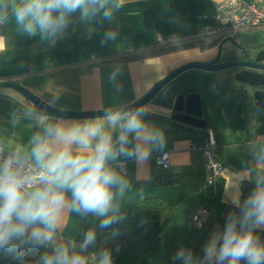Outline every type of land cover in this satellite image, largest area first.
Wrapping results in <instances>:
<instances>
[{
  "label": "crops",
  "instance_id": "1",
  "mask_svg": "<svg viewBox=\"0 0 264 264\" xmlns=\"http://www.w3.org/2000/svg\"><path fill=\"white\" fill-rule=\"evenodd\" d=\"M217 1L125 0L114 22H101L99 17L93 22L96 32L91 38L87 25L77 16L70 32L59 38L55 46L43 42L39 34L29 37L17 32L13 26L0 28V81H17L46 101L52 93L58 92L60 98L56 107L61 109L91 111L129 104L141 98L175 68L214 56L217 44L223 38H202L200 32L205 26L213 24L211 16ZM176 18L179 19L178 24L173 22ZM109 28L118 29V40L101 46L103 33ZM254 28L259 30L253 32L255 39L252 43L264 44V26ZM249 29H241L229 37L235 40L239 32ZM173 35L179 37L178 43L170 40L157 44V37L171 39ZM239 43L245 45L249 42ZM177 45L183 47L172 48ZM138 52L141 54L139 57L129 58ZM113 64H120L123 68L119 77L123 91L119 93L108 82ZM204 72L195 74L204 81V87H197L186 78L176 76L145 105L150 109L148 114L165 119L145 117L164 129L166 147L163 151H169L171 164L167 168L155 165L159 151L154 152L144 165L127 161L125 167L133 188L123 209L133 213L139 195L158 196L168 205L161 212V219L167 221V225L155 238L150 251L136 253L134 245L139 238H135L113 259L114 264H173V257L179 248L192 250L193 246L194 251L198 244L195 255L202 256L203 246L210 234L223 228L230 211H238L231 204L235 192L239 190L243 200L254 187L252 182L242 177L246 166H254L252 149L264 144V113L245 107L240 92L233 90L228 83H222V77L214 78L212 71ZM187 91H199L201 94L206 129L216 143L215 158L223 166L221 175L216 179L212 215L198 238L199 232L192 234L191 221L194 208L205 200L207 190L203 186L202 151L191 145L205 139L167 121L173 111L175 96ZM0 93L15 96L30 105L14 89L0 90ZM16 108L15 102L0 95V132L5 129L9 133L15 131L17 139L22 137L26 140L28 127L13 130L8 123L10 113ZM172 174H177V181L157 185V175L172 178ZM97 224L94 217L81 218L73 213L63 235L79 242L81 232ZM114 229L120 236L121 223L106 230L97 228V243L86 254L98 251L100 237L103 234L112 235ZM258 235L264 240V230H258ZM34 250L44 251L41 248ZM0 264L4 262L0 261Z\"/></svg>",
  "mask_w": 264,
  "mask_h": 264
},
{
  "label": "clouds",
  "instance_id": "2",
  "mask_svg": "<svg viewBox=\"0 0 264 264\" xmlns=\"http://www.w3.org/2000/svg\"><path fill=\"white\" fill-rule=\"evenodd\" d=\"M125 0H0V28L13 26L19 33L55 46L78 15L91 38L93 24L114 22ZM179 23V19L173 20ZM118 29L104 31L101 46L116 42ZM171 40L179 42L173 35ZM95 59V57H93ZM120 64H113L108 82L123 91ZM59 93L54 92L45 107L20 104L10 113L13 130L28 127L26 140L16 132H0V251L15 253L25 264L26 250L41 248L34 264H114L112 251L95 247L97 228L106 230L126 219L123 211L132 179L126 162L146 164L154 152H163V128L145 119V106H108L102 116L66 119L52 115ZM62 111V110H61ZM254 166L245 168L243 179L254 184L246 198L237 190L222 229L212 232L202 256L184 247L177 250L173 264H264V144L253 148ZM94 217L97 225L81 232V240L63 233L71 214ZM119 233L113 230L115 237Z\"/></svg>",
  "mask_w": 264,
  "mask_h": 264
},
{
  "label": "water",
  "instance_id": "3",
  "mask_svg": "<svg viewBox=\"0 0 264 264\" xmlns=\"http://www.w3.org/2000/svg\"><path fill=\"white\" fill-rule=\"evenodd\" d=\"M225 40L235 42L232 37L222 39L218 42L217 51L211 59L206 61H190L175 68L156 82L141 98L126 104V106L140 107L147 105L157 92L170 80L185 70L199 68L212 71L214 73V78L218 77V71H223V74L221 75L222 78L219 76L221 82L228 83L233 90L240 92L241 98L242 95L246 96L245 107L249 106L253 110L264 113V44L252 42L245 45L236 44V47L241 51L243 58L228 61L225 58H220L223 52L229 54L230 51L221 47V44ZM0 88L14 89L24 98L25 101L30 104H35L38 108H43L46 105L47 101L45 99L17 81H0ZM0 95L12 100L18 107L20 104L27 105L15 96L6 93H0ZM103 110L104 109L91 111L67 110L56 107V109L49 108L48 112L52 115H62L64 118H91L102 116ZM172 110L170 120L167 121L199 134L206 142L209 140L210 133L206 129L207 123L203 117L201 94L199 91H187L185 93L177 94L173 102ZM146 117L165 120L164 118L150 114ZM208 223L209 221L203 226L197 238L204 232Z\"/></svg>",
  "mask_w": 264,
  "mask_h": 264
},
{
  "label": "built area",
  "instance_id": "4",
  "mask_svg": "<svg viewBox=\"0 0 264 264\" xmlns=\"http://www.w3.org/2000/svg\"><path fill=\"white\" fill-rule=\"evenodd\" d=\"M213 24L205 26L201 32L202 38L223 39L237 33L244 28L264 26V4L262 0H219L216 2L212 13ZM171 39L157 37V44H164ZM194 149L202 151L204 159V182L207 190L205 200L196 205L192 216V227L201 230L210 220L212 215L211 203L209 200L214 196L215 184L218 176L221 175L223 166L215 158L216 143L211 134L209 140L191 145ZM171 164L169 151H163L156 155L155 165L167 168Z\"/></svg>",
  "mask_w": 264,
  "mask_h": 264
},
{
  "label": "trees",
  "instance_id": "5",
  "mask_svg": "<svg viewBox=\"0 0 264 264\" xmlns=\"http://www.w3.org/2000/svg\"><path fill=\"white\" fill-rule=\"evenodd\" d=\"M73 16L71 18L68 29L64 34H68L72 27V24L77 17ZM183 45H177L172 48H178ZM208 46V45H207ZM140 52L136 53L129 58L139 57ZM243 103L246 105V96L242 95ZM172 178L169 175L156 176L157 185L173 183L177 181V174H172ZM212 198L209 200L212 203ZM168 206L161 198L158 196H142L139 195L135 202V207L133 213L129 214L123 209L126 219L121 223V234L120 236H112L108 234H103L99 240V249L108 248L112 251L113 259L118 255V253L124 249L125 246L130 244L135 238H139V241L134 245V250L138 254H145L152 248L155 238L160 235L166 225L167 221L161 219V212L164 208ZM201 230L193 229V235ZM42 252L34 249L26 250L24 253L25 264H34ZM0 261L4 264H21V262L16 259L15 253H8L0 251Z\"/></svg>",
  "mask_w": 264,
  "mask_h": 264
},
{
  "label": "rangeland",
  "instance_id": "6",
  "mask_svg": "<svg viewBox=\"0 0 264 264\" xmlns=\"http://www.w3.org/2000/svg\"><path fill=\"white\" fill-rule=\"evenodd\" d=\"M258 30L259 29H256V28H250L249 30H244V31L239 32L234 38L238 42L239 41L244 42V43L253 42L255 39L253 32H258ZM262 34H264V33H262ZM262 37H264V35H262ZM201 71H203V72H201ZM204 71L205 70H202L199 68H192V69H188V70H185L184 72L180 73L178 75V77L181 76L183 78H186V80L191 81V84H194L195 86L202 88L205 86L204 85L205 83L202 79H199L198 76L195 74L196 73H205ZM5 89H11V88H0V90H5ZM198 248H199V244L194 251H193L194 247L192 248L191 251L194 253V255L198 251Z\"/></svg>",
  "mask_w": 264,
  "mask_h": 264
},
{
  "label": "flooded vegetation",
  "instance_id": "7",
  "mask_svg": "<svg viewBox=\"0 0 264 264\" xmlns=\"http://www.w3.org/2000/svg\"><path fill=\"white\" fill-rule=\"evenodd\" d=\"M236 44H240V45H243L237 41L235 42H231L229 40H225L222 44H221V47L227 49V50H230L229 51V54H226V53H222L220 58H225L226 60L228 61H231V60H236V59H240V58H243V55L241 53V51L236 47ZM216 51H217V48H216ZM215 55V54H214ZM222 72L220 73V71L217 72V76L221 77L222 75ZM219 73V74H218ZM216 77V78H218ZM249 90V89H247Z\"/></svg>",
  "mask_w": 264,
  "mask_h": 264
}]
</instances>
